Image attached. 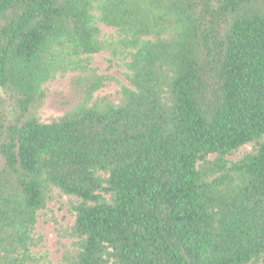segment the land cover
I'll list each match as a JSON object with an SVG mask.
<instances>
[{"label":"trees","instance_id":"1","mask_svg":"<svg viewBox=\"0 0 264 264\" xmlns=\"http://www.w3.org/2000/svg\"><path fill=\"white\" fill-rule=\"evenodd\" d=\"M60 194L59 264H264V0H0V264Z\"/></svg>","mask_w":264,"mask_h":264},{"label":"rangeland","instance_id":"2","mask_svg":"<svg viewBox=\"0 0 264 264\" xmlns=\"http://www.w3.org/2000/svg\"><path fill=\"white\" fill-rule=\"evenodd\" d=\"M104 38L117 37L116 30L107 26H102ZM93 67L103 75H109L120 83L128 85L125 78L126 69L122 62L115 61L110 53L102 52L93 56ZM116 83L111 88L102 90L99 94L111 93L116 89ZM66 88V83L59 78L49 82L44 86L47 92L62 90ZM60 113L50 107L49 100L40 109L38 117L42 122H51ZM251 145L243 147L237 154L228 159L230 161L240 160L246 153L251 152ZM77 199L73 196L60 194L48 205V209L39 213V219L35 230V235L41 238V243L34 249V254L39 264H59L62 262L65 250L70 249L72 241L62 236V229H67L75 222V216L71 210V204Z\"/></svg>","mask_w":264,"mask_h":264}]
</instances>
